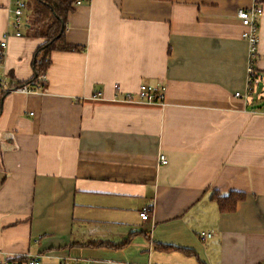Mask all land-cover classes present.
<instances>
[{"label": "crops", "instance_id": "obj_1", "mask_svg": "<svg viewBox=\"0 0 264 264\" xmlns=\"http://www.w3.org/2000/svg\"><path fill=\"white\" fill-rule=\"evenodd\" d=\"M253 2L75 6L81 50L52 52L45 90L0 94V264H264V13L254 56L237 15ZM42 42L11 36L0 78H32ZM143 83L164 101L124 100ZM216 190L245 198L221 212Z\"/></svg>", "mask_w": 264, "mask_h": 264}, {"label": "trees", "instance_id": "obj_2", "mask_svg": "<svg viewBox=\"0 0 264 264\" xmlns=\"http://www.w3.org/2000/svg\"><path fill=\"white\" fill-rule=\"evenodd\" d=\"M77 1L78 0H24L25 27L21 31V36L25 35L30 38H41L43 39V42L36 50L35 60L33 62L34 74L32 78L26 81L14 82L12 83V86L32 84V82H34L38 83L36 86H39V89L45 90L48 83L46 80L41 79L40 77L47 72V69L52 63V52L81 50L80 46L70 44L66 40L68 17L70 13L75 10V3ZM11 36H13V34ZM244 198L245 194L238 191L221 194V192L216 190L212 195V199L217 201L221 212L235 211L237 209L238 203ZM128 240L129 238L120 243L105 244L113 247H119L124 246ZM90 243L97 245L99 242L91 241ZM163 248L182 250L188 255L196 254L191 248L177 246H164Z\"/></svg>", "mask_w": 264, "mask_h": 264}, {"label": "built area", "instance_id": "obj_3", "mask_svg": "<svg viewBox=\"0 0 264 264\" xmlns=\"http://www.w3.org/2000/svg\"><path fill=\"white\" fill-rule=\"evenodd\" d=\"M86 0H78L75 3L76 5H80L84 3ZM24 8L25 3L24 0H13L12 8H11V20L10 25L15 29L14 33L12 31L7 30L4 38L0 40V66L3 63L5 57V49L8 46V39L13 34L15 36H21V31L25 27L24 20ZM264 13V7L262 4V0H254L253 4L249 7H242L238 10L237 15L243 26L246 30L243 32V38L248 40L250 44L251 55L254 56L257 52V46L259 42V19ZM253 66L251 65L249 68V81L252 79L253 75ZM41 79L46 78V73L43 74ZM38 83L32 82V84H24L18 86H10L8 81H6L5 77L0 78V94H4L10 91H18L22 93H30L35 90H39V86H36ZM116 89L119 88L118 84H115ZM166 86L165 85H152L143 83L139 86V89L133 96L132 94H128L124 97V100L129 101H143V102H163L165 97ZM240 95V93H237ZM160 161L163 164L168 162V158L165 155L160 156ZM151 208L149 206H144L140 212V215L143 220H147L150 217ZM204 237L206 235L211 236V233L206 234L202 233ZM13 264H23L21 262H14ZM26 264H40L37 259L30 260L26 262ZM61 264H81L79 259H65ZM86 264H92L91 262H87Z\"/></svg>", "mask_w": 264, "mask_h": 264}]
</instances>
